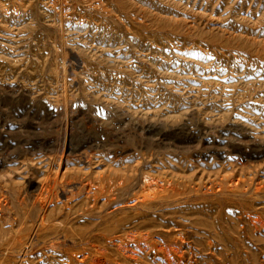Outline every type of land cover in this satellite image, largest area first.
<instances>
[{
    "label": "rangeland",
    "instance_id": "374dc122",
    "mask_svg": "<svg viewBox=\"0 0 264 264\" xmlns=\"http://www.w3.org/2000/svg\"><path fill=\"white\" fill-rule=\"evenodd\" d=\"M162 193L199 264H264V0H0V264H88Z\"/></svg>",
    "mask_w": 264,
    "mask_h": 264
},
{
    "label": "bare ground",
    "instance_id": "6f19581e",
    "mask_svg": "<svg viewBox=\"0 0 264 264\" xmlns=\"http://www.w3.org/2000/svg\"><path fill=\"white\" fill-rule=\"evenodd\" d=\"M56 176H57V172H56ZM55 179H56V177H55ZM154 181H156V180H154ZM67 188H68V186H67ZM154 189H155V187H154ZM51 191H52L51 193H53V190H51ZM54 192H56V191L54 190ZM66 192H68V191L66 190ZM56 194H58V193H55L54 196H56ZM143 194H145V193H143ZM106 196H108V195L106 194ZM50 197H51V195H50ZM166 197H167V195L162 193V194H159L157 196L155 195V196L148 198V199H141V200H138V201L131 203L130 204L131 207H133V206L139 207V208H141V211L132 212L130 215L125 216L123 218L122 224H127V223L133 222V221L141 218L140 221L135 223V227L137 229L136 230H134V229L128 230V231L126 230V231H123L124 233H122V234H111L108 236H103L104 245L96 248L93 251V253L90 252L91 254H93V257H92V260L88 264H199V260L202 258L203 254H202V252H200L201 251L200 248H196L192 244V241L190 240V239H192L191 233H188L186 226H185L187 224L183 223L182 221L177 220V219H175L174 221H172L170 219H168V221H167L166 219H162V218H160L159 221H156V219H155L156 212L154 211V207H156V206L158 207V205L161 206L165 203H168L167 200H164V198H166ZM142 198H144V197L142 196ZM137 199L138 198H136L134 200H137ZM105 203H109V201L106 199ZM44 207H46V206H44ZM147 215H152V217L148 218ZM208 216H210V215H208ZM208 216H207V218H208ZM43 217H44V215H43ZM146 217L148 219H146ZM254 217H253V219H254ZM210 220H211V218H210ZM184 221H187V220H184ZM165 222H167V224H165ZM169 224L172 226H169ZM215 233H217V232H215ZM207 234H208L207 235V238H208L207 250L210 252L209 254L211 256H210V259L206 262V264H216L215 261L212 260L213 253L211 250L217 248L221 252L222 247L217 242H213L212 240H210L209 232H207ZM227 236H229V235H227ZM138 254L144 255L146 258H149L150 261H148V262L142 261L143 259L141 260L140 259L141 257L138 258V256H139ZM88 257L89 256L87 254H82L79 257L75 256L74 261H77L78 264H82L84 261H87ZM231 258H232V256H231ZM220 259H221V257H220Z\"/></svg>",
    "mask_w": 264,
    "mask_h": 264
}]
</instances>
